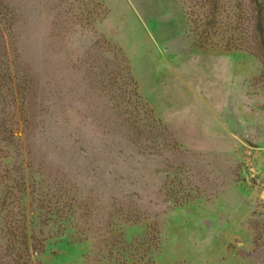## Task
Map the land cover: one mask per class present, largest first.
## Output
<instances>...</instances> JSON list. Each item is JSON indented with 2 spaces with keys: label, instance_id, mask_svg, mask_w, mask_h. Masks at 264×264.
Returning a JSON list of instances; mask_svg holds the SVG:
<instances>
[{
  "label": "rangeland",
  "instance_id": "obj_1",
  "mask_svg": "<svg viewBox=\"0 0 264 264\" xmlns=\"http://www.w3.org/2000/svg\"><path fill=\"white\" fill-rule=\"evenodd\" d=\"M260 37L264 0H0V264H264Z\"/></svg>",
  "mask_w": 264,
  "mask_h": 264
},
{
  "label": "water",
  "instance_id": "obj_2",
  "mask_svg": "<svg viewBox=\"0 0 264 264\" xmlns=\"http://www.w3.org/2000/svg\"><path fill=\"white\" fill-rule=\"evenodd\" d=\"M260 43H261V47H262V49H263V51H264V43H263V39H262V37H260Z\"/></svg>",
  "mask_w": 264,
  "mask_h": 264
},
{
  "label": "trees",
  "instance_id": "obj_3",
  "mask_svg": "<svg viewBox=\"0 0 264 264\" xmlns=\"http://www.w3.org/2000/svg\"><path fill=\"white\" fill-rule=\"evenodd\" d=\"M11 236H13V233H10Z\"/></svg>",
  "mask_w": 264,
  "mask_h": 264
}]
</instances>
